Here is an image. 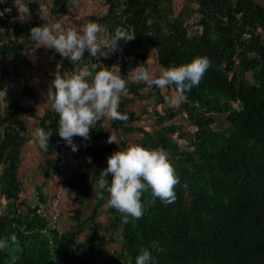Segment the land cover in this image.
I'll use <instances>...</instances> for the list:
<instances>
[{
	"label": "trees",
	"instance_id": "1",
	"mask_svg": "<svg viewBox=\"0 0 264 264\" xmlns=\"http://www.w3.org/2000/svg\"><path fill=\"white\" fill-rule=\"evenodd\" d=\"M103 1L109 6L98 22L103 31L110 37L121 26L135 36L122 42L121 52L114 57L120 63L119 73L128 79L130 98L123 97V104L147 91L155 99L151 106L159 117L157 125L162 126L153 132L139 128L135 144L167 151L180 177L175 186L177 198L166 204L154 198L149 189L142 196L141 217L125 220L124 213L108 207L105 213L111 220L102 223L98 216L104 213V203L110 197L102 189L93 199L91 215L82 208L75 211L72 222L76 229L64 235L52 230L48 216L40 213L46 205L42 189H36L31 198L21 179L28 141L24 122L15 115L32 109H23L17 99L9 105L12 114L0 118V166L4 167L0 177V238H10L14 233L21 248L0 250V264H135L142 247L151 250L153 264H264V5L259 0H189L197 7L175 14V0ZM73 7L74 0H53V13ZM196 13L199 19L195 26L202 29L200 33L188 28ZM30 30L27 25H17V40L0 45V57L19 58L31 49ZM21 35L26 39L21 41ZM236 55L239 58L235 62ZM196 56H208L211 66L199 85L187 91V100L179 109L165 108L160 113L157 108L167 103L161 88L148 87L131 77L136 65L147 67L149 57L164 68L187 63ZM82 63H97L102 68L96 57ZM22 92L26 94L28 88ZM125 105L121 112L127 118L119 119L118 124H130L125 129L130 134L136 130L133 121L140 117L125 112ZM182 112L187 113L190 125L197 127L195 141L178 118ZM39 121V128L52 132L45 152L65 147L76 159L88 152L79 143L81 136L73 137L79 145L77 151L60 137L58 113L51 107L42 112ZM101 124L102 120L94 124L97 127L93 125L91 140H107L106 133L99 130ZM98 139L90 149L96 148L100 155L103 146ZM179 139L186 140L187 145H180ZM114 147H105L108 155ZM69 161L61 153L51 173L64 174ZM106 167H93L96 175L90 180H65L68 188L77 191L74 200L79 205L85 202L89 188L99 187L98 175ZM3 197L8 201L6 206ZM36 200L40 205H34ZM114 244H121L122 250H112L110 245Z\"/></svg>",
	"mask_w": 264,
	"mask_h": 264
},
{
	"label": "clouds",
	"instance_id": "2",
	"mask_svg": "<svg viewBox=\"0 0 264 264\" xmlns=\"http://www.w3.org/2000/svg\"><path fill=\"white\" fill-rule=\"evenodd\" d=\"M181 1L182 4H179V0L173 2L177 7H174L175 14L185 9L187 5L192 4V6L197 7L196 4L189 2V0ZM8 3L2 4L0 10H3L6 6H10L13 9L12 17L15 22V9ZM259 3L264 5V2H261V0H259ZM103 4L107 6V12L99 17L96 16L97 22L90 20L81 24L79 27H73L66 25L60 17L56 16L51 11L48 0H39L38 12L44 20V23L33 26L29 34L31 39L36 41L39 46L55 49L62 57L71 60L72 74L66 75L56 73L55 79L52 82V89L54 90H52L53 101L51 103V108L58 113L57 124L60 137L63 138L67 144L71 145L73 151H77L79 148V145L73 140L75 135H79L83 138L79 143H81L83 149L88 146L84 150H89L92 143L96 142L97 139L91 140L93 137L90 138V130L94 128V124L100 120L111 121L127 118L126 115L119 110V107L121 98L126 95L130 96L129 90L127 89L128 79L119 73L121 71L120 63L116 62L114 57L121 52V49H119L121 43L130 41L134 39L135 36L130 35L125 28L117 26L114 33L109 37L108 34L103 31V26L98 23L109 11V6L104 1ZM194 17L198 18V14H194ZM6 23L12 22L0 19V34L3 35L0 38V45H9V42L13 43L17 40V36L14 35L15 29L10 33L5 32L4 24ZM15 27H17L16 24ZM101 31H103L108 38H100L98 34ZM259 34L262 35L263 31L259 32ZM29 35L27 33V36ZM25 39L26 35H21L20 40L23 41ZM31 39H29V41H32ZM29 50L32 49L29 48L25 51ZM86 50L90 52L91 56L97 58L106 57L111 52L115 53L112 54L109 60L99 62L102 68H100L97 63H92L90 66L83 67L82 60L84 59ZM238 58L239 57L236 55L234 61L236 62ZM1 59L2 57H0V78H2L0 93L11 89V92L7 93L11 102H16L17 99H19L24 105L23 109H26L24 99H26L25 97H27L30 92L29 81L27 82L17 70L4 66ZM53 60L55 61V59ZM156 65L158 67L160 66L158 61H156ZM51 66L52 60L48 67L50 68ZM210 66L211 60L208 56H196L187 63L164 68L160 66L162 69L159 71V74H157L154 71H150L143 63H140L132 69L131 77L136 82H144L148 87L158 86L161 90L165 88L167 93L173 92L169 100L175 107L168 103L167 98V103H165L164 106L160 105L158 107L159 109L157 108L158 111L162 113L165 108L179 109L180 107H177V105L187 100V91H190L194 85H199ZM4 72H7V74H4ZM247 75L251 76L252 74L248 73ZM169 86H173V89H170ZM27 88L28 92L23 94L22 91H25ZM142 94L149 95L147 91H144ZM162 94L165 96V93ZM7 96L4 98L0 96L1 112H6V110L3 111L4 106H1V104ZM149 97L151 96L149 95L148 98ZM234 106L238 107V104ZM10 110L12 114V109L10 108ZM146 111L149 114L154 113L151 104L146 106ZM144 112L145 111H143V114ZM143 114H140V120H138L137 123L140 124L142 122L141 116ZM3 117L8 118L9 116L0 114V118ZM158 118L159 117L155 115V130L162 127L157 125ZM178 118L185 126L189 138L195 141L197 127L190 125L187 113L182 112V116ZM177 121L180 122L179 120ZM133 124L134 123H132V127ZM162 125L164 126L165 124ZM130 126V124L122 126L124 133L125 129ZM105 127H108L107 123ZM133 128H136V130L130 134L125 133L133 137L130 139L132 142L126 139V148H117V151L109 155L108 163L106 164L107 167L99 173V178H97L99 188L106 189L110 194L109 199L105 201L104 205L107 206V208L114 207L124 213L125 220H128L130 217L139 218L143 215L144 207L142 196L144 192L149 189L154 198L158 197L166 204L173 203L177 198L175 186L180 182V177L176 174L175 167L169 159L167 151L163 147L147 148L144 145L135 144V140L138 139V136L134 135H139L140 132L138 130L142 127ZM155 130L150 129L146 131L153 132ZM51 134L52 132L46 131L44 128H36L33 132L39 145L47 150L49 149L48 143ZM84 138L87 139V142H85ZM112 142L118 145L121 144L120 137L111 129V134L108 136L107 140L103 137L100 143L105 147H113L114 145ZM179 144L186 146L187 141L179 139ZM61 153L66 155V159L71 157L67 150H65V147H62V150L57 149L53 151L55 162L58 161L59 163ZM94 153L95 156L93 157L98 158L99 154L96 149ZM68 164L66 166H68ZM91 169H93V167ZM3 170L4 167L0 166V177L2 176ZM109 173L112 174L111 181L109 180ZM45 202L46 205L41 209L40 213L48 216L50 220L49 228L64 235V233L68 231L63 232L60 230V226L63 224V217H61V208L59 207L58 200L52 199L50 202ZM2 203L5 206L7 205L8 201L5 197L2 199ZM34 205H40L39 201ZM94 206L95 203L93 202V205L84 209V211L91 215L94 211ZM105 206L102 211L107 209ZM77 209L76 205H73V208L69 206L65 207V210H62L64 217L73 219ZM49 213L51 214L49 215ZM104 213L98 216V220L102 223H107L111 220L110 214ZM105 215L108 218L107 222L103 220ZM74 225L75 223H73V227ZM13 246L16 249L21 248L16 234H11L10 238H0V250ZM110 247L113 248L112 250L121 247L118 250H122L121 244L110 245ZM15 259V257H12L13 262ZM153 260L154 257L151 250L148 247H142L135 258V264H153ZM128 264H132V262L129 261Z\"/></svg>",
	"mask_w": 264,
	"mask_h": 264
},
{
	"label": "crops",
	"instance_id": "3",
	"mask_svg": "<svg viewBox=\"0 0 264 264\" xmlns=\"http://www.w3.org/2000/svg\"><path fill=\"white\" fill-rule=\"evenodd\" d=\"M8 2H12L11 5L15 9V22L4 24L5 32L10 33L11 31H14L15 24L19 26L27 25L28 28H32L33 26L44 23V20L38 12L39 0H0V6ZM102 3V0H74V7L72 9L54 14L60 17L66 25L79 27L81 24L90 20L97 22V17L107 12V6L105 7ZM48 4L51 11L53 12V0H48ZM179 4H182L181 0H179ZM98 35L102 39L108 38V36L103 31H101ZM29 43L32 50L24 52L19 58L2 57L1 59L4 66H8L17 70V72L23 76L27 82L29 81L30 92L29 95L25 97L26 99H24V102L26 106H30L32 110L26 109V114L19 113L15 115L17 120H22L24 122V133L28 141L23 153V160L20 168L22 172L21 175L25 176L24 178L27 180V195L31 196V198L35 194L36 189H42L44 200L48 202H50L52 199L58 200L59 207L61 208V217H63V224L60 226V230L63 232H71L73 229H75L76 224L73 227L72 219L64 217L62 210H65V207L67 206L73 208V205H76L78 209H86L93 205V199L95 195L99 194V192L97 193L98 190L96 188L98 185L89 188L90 192L85 197V202L79 205L76 200H73L76 190H70L68 188L67 181L65 180L71 177H77L81 179L84 177V180L93 179L94 175H96V170L94 168L100 169L106 165L108 163L109 155L107 154L105 146L102 145L103 147L100 151L99 157L95 158L93 156H95L94 151L96 148H91L87 153L80 154L81 156H78L77 159L74 158L75 156H71L69 164L65 168L64 174L59 175L51 173L55 162L53 151L51 150L45 152L43 147L39 145L37 138L33 135V132L36 128H39V117L42 112L45 109L51 107V103L53 101L52 90H54L52 89V82L55 79L56 73L71 75L72 63L69 58L62 57L61 54L56 52L55 49L39 46V44L33 40ZM114 53L115 52H111L106 57L96 58L99 62H103L104 60H109V58ZM84 56L85 57L83 60L85 61L90 60L92 57L94 58V56H91L90 52L87 50L85 51ZM53 59H55V61ZM51 60L52 66L49 68L48 65L51 63ZM146 63L148 69L150 71L156 72L157 74H159V71L162 69L160 66L158 67L156 65V61L153 60L152 57H149ZM83 65V67L89 66L86 63H83ZM161 92L165 93L166 98H168V103L172 104L170 103L169 97L173 95V92L167 93L165 88L162 89ZM148 96V94L141 93L140 96L134 99V101L129 100L126 105L125 103L123 104V97L130 98V96H123L121 98L119 110L122 111L123 105H125V112L136 113L138 116L143 114V111H145L141 116L142 122L139 124L137 123L138 121H133V127H142L146 130H155V115L154 113L149 114L146 111V106L148 104H152L155 99L151 97L148 98ZM11 103V99L7 96V98L3 100L1 104V106H4L3 111L6 110V112L0 111V114L10 115L11 110L9 105H11ZM172 105L175 107L174 104ZM179 105H177V107H179ZM118 122L119 119L111 121L102 120V124L99 127L101 134L106 133L105 135L107 137L111 134V129L115 131L120 137V145L112 142L115 146V150H113V152L117 151V148H126V139L130 140L133 138L132 136L126 135L124 133L123 128L118 124ZM106 123L111 129L105 127ZM94 126L97 127V125ZM84 140L87 142V139L84 138ZM98 142H100V139H98ZM89 167L90 171L87 170ZM91 167L94 168L91 169ZM78 174L83 175L81 176ZM91 174L93 175L91 176ZM24 196H26V194ZM36 202L38 201L36 200L35 203ZM105 208H107V206H105ZM103 212H105V210ZM50 214L51 213H49V215Z\"/></svg>",
	"mask_w": 264,
	"mask_h": 264
},
{
	"label": "rangeland",
	"instance_id": "4",
	"mask_svg": "<svg viewBox=\"0 0 264 264\" xmlns=\"http://www.w3.org/2000/svg\"><path fill=\"white\" fill-rule=\"evenodd\" d=\"M261 2H264V0H261ZM103 4V3H102ZM104 5V4H103ZM105 6V5H104ZM106 7V6H105ZM174 7L175 8H177L176 7V4H174ZM191 7H194V6H192V4L189 6V5H187L186 7H185V10L187 11V8H191ZM194 8H196V7H194ZM197 21H198V18H196V17H194V14H192V17H191V19H190V25H188V28H190V30L191 31H194V32H196V30L198 29L199 30V32L198 33H200L201 31H202V29L200 28V27H196L195 26V24L197 23ZM11 92V89H9L8 91H3V92H1L0 94V96H1V98H4L5 96H7V93H10ZM25 176H23V175H21V179H22V182L25 184V186H26V184H27V180L24 178ZM97 188V193L99 192V194H101L103 191H102V189H100L98 186L96 187ZM132 219V218H131ZM103 220L105 221V222H107L108 221V218H107V216L105 215L104 217H103ZM118 243V242H117ZM121 247H119V248H114V249H116V250H118V249H120ZM112 254H114V253H112ZM105 257H107V254H105ZM103 259H104V257H103Z\"/></svg>",
	"mask_w": 264,
	"mask_h": 264
},
{
	"label": "built area",
	"instance_id": "5",
	"mask_svg": "<svg viewBox=\"0 0 264 264\" xmlns=\"http://www.w3.org/2000/svg\"><path fill=\"white\" fill-rule=\"evenodd\" d=\"M13 9L10 6H6L3 10H0V19L3 21L14 22V18L12 17Z\"/></svg>",
	"mask_w": 264,
	"mask_h": 264
}]
</instances>
